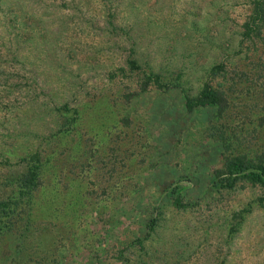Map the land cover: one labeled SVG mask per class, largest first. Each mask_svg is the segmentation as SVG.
Returning a JSON list of instances; mask_svg holds the SVG:
<instances>
[{
  "label": "rangeland",
  "instance_id": "obj_1",
  "mask_svg": "<svg viewBox=\"0 0 264 264\" xmlns=\"http://www.w3.org/2000/svg\"><path fill=\"white\" fill-rule=\"evenodd\" d=\"M249 3L0 0V199L14 192L22 157L47 158L29 228L14 211L0 233V264H264V187L212 189L218 147L197 131L208 115L136 87L154 71L195 94L221 62L222 126L238 135L236 151L264 147V44L239 46ZM175 183L196 204L170 205L162 190Z\"/></svg>",
  "mask_w": 264,
  "mask_h": 264
},
{
  "label": "trees",
  "instance_id": "obj_2",
  "mask_svg": "<svg viewBox=\"0 0 264 264\" xmlns=\"http://www.w3.org/2000/svg\"><path fill=\"white\" fill-rule=\"evenodd\" d=\"M240 28L239 46L244 49L242 51L247 53L248 50L252 49L251 53H253L257 48L258 42L264 44V0H250L249 12L241 23ZM126 63L130 72L138 71L139 66L134 59H127ZM258 63L259 61L257 60L256 64L252 63L250 65L254 66ZM227 71L221 62L213 65L209 69V79L202 82L195 94H189L185 90L179 81V75L163 80L160 74L154 71L142 72L136 82V87L139 92L153 89L158 90L160 94L172 93L173 96L170 102L173 106L171 107H175L176 110L185 114L201 111L208 115L207 119L198 125L197 131L200 134V140H207L213 147H218L216 159L209 170V185L212 189L216 191L232 189L238 182L264 187V147H259L260 149L252 153V155L236 151L233 142L234 140L237 141L238 135L235 134L233 129H231V132H226L221 124L227 109L226 88H223L222 84L215 82L214 78L218 75L224 76ZM232 73L236 76V72L232 71ZM240 74L243 75L245 80L247 79L244 70L240 71ZM231 76L232 74L229 77L230 82L234 80ZM129 96L130 93L123 95L124 98ZM62 108L65 109V105ZM125 111L120 117L124 125L129 124L131 118L130 114H125ZM64 119L65 123H68L69 118L64 117ZM21 159L24 161L25 167L13 180L15 183L14 192L6 199H0V233L7 232L11 228L8 218L10 213L14 211L19 216L17 219H22L21 213L24 216L23 229L27 230L29 228L28 209L31 198L33 192L42 185L41 175L45 170L47 158L42 159L37 152H32ZM100 188L103 193L105 188L102 186ZM184 190L185 186L175 183L168 189H163L162 195L175 208H185L196 204V202H189L188 199L183 198L182 193ZM256 202L258 206L264 208V197L256 198ZM21 204L26 205L27 209L24 206L21 208ZM242 214L243 210L235 215L241 217ZM156 219L157 216H150L147 219L146 228L148 231L152 230ZM237 224L239 223L233 224L230 230H235ZM94 251L97 252L96 250Z\"/></svg>",
  "mask_w": 264,
  "mask_h": 264
}]
</instances>
